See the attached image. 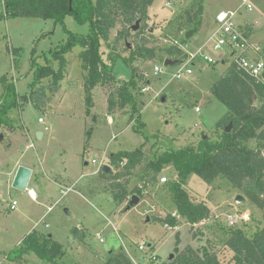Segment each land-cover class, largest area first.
Returning a JSON list of instances; mask_svg holds the SVG:
<instances>
[{"label":"rangeland","instance_id":"1","mask_svg":"<svg viewBox=\"0 0 264 264\" xmlns=\"http://www.w3.org/2000/svg\"><path fill=\"white\" fill-rule=\"evenodd\" d=\"M170 1H155V6L153 3L148 8L149 20H140L141 25L146 24V34L154 40H150L149 45L166 47L172 42L181 41L184 32L177 31L178 23L181 22L182 26L187 28L189 25L185 24V12L191 11L193 14L203 1L207 18L214 10L220 8L236 9L235 20L240 16L246 20L249 18L255 23L256 30H260L251 32V40L264 48V16L259 13L260 6L264 7V0H249L253 4L251 9L243 6V0H182L184 4L181 13L178 11L181 17L173 16V20L159 17V12L155 13V9L160 6V9L165 10L164 3L167 5ZM168 12L170 11L167 8L164 16H168ZM5 15L4 0H0V99L4 92L1 78L6 75L8 80L13 81L15 85L17 83L20 104L11 110L12 127L0 124V264H18L8 256L15 254L14 250L21 244L19 241L34 228L43 231L47 229L61 242L65 252V256L59 258L61 264H109L111 254L120 250H124L131 259L133 257L134 263H144L147 256L138 249L141 241L152 243L158 251L155 253H159L160 260L164 263H170L171 259L184 251H181L183 248L190 246L200 253L204 249L216 251L222 264H234V252L226 245L228 235L222 231V227H229L228 219L235 213L242 212L250 219L240 222L237 226L248 236H253L258 229L264 227V209L253 204L227 180L218 179L209 185L196 174L189 176L185 188L195 202H202L211 207V215L206 224H201L198 232L179 217L185 238L184 245L179 246L177 235L180 241V232L170 230L168 224L160 221L176 212L167 185L176 178L172 165H166L155 180L151 175L144 177L141 165L131 174L121 176L118 181L126 183L129 192L145 180L153 181L146 184L144 194L139 197V203L135 206H130L132 199H129V196L121 205L115 203L112 191L114 179L111 181L102 177L98 167L102 163L104 166H110L111 154L121 149L141 148L147 159H155L164 151L197 144L203 133L212 141L217 140L221 130L216 124L227 113V108L216 97L213 87L223 74L224 65L210 64L203 58L196 57L194 65L191 66L192 74L187 75L184 66L182 77L176 78L174 73L180 69L181 64L169 66L162 74L155 75L153 68L161 61L159 58L136 60L129 67L118 60L115 65L118 82L96 86L92 92L95 95L92 108L95 109H89L84 87L86 71L82 68L79 57L82 49L79 47L66 54L64 78L56 90L51 88L52 78H45L38 86L31 87L35 70L32 66L33 58L42 65L47 64L45 55L67 39L62 26L50 19L7 18ZM64 25L69 31L79 34L90 30L89 23L80 24L70 15L64 19ZM120 29L121 25L118 24L111 31L109 43H103V59L108 64L112 56H129L130 52L125 43L128 42L132 46L136 42L131 37L126 41L116 42ZM159 55L165 57L161 51ZM262 55L264 56V53ZM230 61L226 55L227 68ZM49 65L58 68V62L52 59ZM131 70L135 72L137 81L133 92L137 102V115L140 114L141 120L146 123L140 132L134 129L137 122L131 121L130 106L123 110L116 108L112 114V123H109L110 118L106 115L109 113V95L115 92L122 81L130 79ZM141 74L147 75L145 80L140 79ZM149 79L150 88L144 90ZM71 86L73 93L65 99L64 93ZM40 91L45 94L44 98L41 96L38 100ZM202 93L209 102L202 104ZM163 96H166L165 101H162ZM58 103L61 105L57 107ZM198 103L202 109L200 113L194 109ZM51 106L54 108L51 109ZM40 117L44 118L45 123L39 122ZM23 125L29 128L30 137ZM36 130L43 132V138L37 137ZM1 134H4L2 139ZM113 135H117V138H113ZM29 143L33 145L31 149L26 148ZM255 143L256 140L253 139L249 144ZM35 150L41 153V159ZM22 154L26 157L25 160L35 164L36 168L40 167L39 161L43 159L45 168L53 170V175L60 176L67 168L68 187L60 188L45 176L42 182H39L43 183L42 188L47 189L52 197L48 200L32 201V194L27 190L14 188L10 183L11 177L7 175ZM86 162L88 164H85ZM121 170L115 168L114 173ZM41 175L39 172L40 179ZM164 176L168 178V182L159 185L158 178ZM34 177L35 174L29 186ZM53 180L58 181L59 178L54 177ZM73 184L75 187L69 188L74 186ZM61 194L65 196L61 197ZM239 195L244 198L238 199ZM13 200L18 203L14 210L9 207ZM49 207H52L51 210H48ZM47 225L49 228H46ZM75 227L84 235L83 238L74 235L72 229ZM115 228L123 233L129 251L115 239ZM98 233H102L105 244L99 243L96 236ZM157 238H165L167 245L160 247V242H156ZM173 239L174 245H171ZM22 264L41 262L33 252H29L24 255Z\"/></svg>","mask_w":264,"mask_h":264},{"label":"trees","instance_id":"2","mask_svg":"<svg viewBox=\"0 0 264 264\" xmlns=\"http://www.w3.org/2000/svg\"><path fill=\"white\" fill-rule=\"evenodd\" d=\"M155 0H4L5 16L37 17L50 19L62 26L67 34V39L59 46L50 49L45 55L47 64L42 65L33 58V81L31 87L38 86L45 78H52L53 90L59 87L64 78V69L67 65L66 54L79 47V57L84 75V87L88 108L94 107L92 91L98 85L114 84L118 82L114 68L118 60L126 66H130L136 60L164 61L167 58L177 60V64L183 63L188 53L180 46L189 42L185 34L177 44L166 47L149 45L150 40L146 34V24H139L133 30L137 21L149 20L148 8ZM203 1L195 12L186 11L185 18L189 21V28L198 29L201 26ZM73 16L80 24L89 23L90 30L87 34H79L69 31L64 25L67 16ZM181 17V16H180ZM141 20V21H140ZM118 24L121 29L118 32L116 42L128 40L130 37L136 40L132 46L125 43L129 56H112L110 63L103 59V43H109L111 31ZM182 23H178L177 31H183ZM163 52L165 57L159 55ZM58 62V68H53L50 61ZM129 80L122 81L115 92L108 98V114H113L116 108L121 110L131 107V121L135 120L136 131L146 126L138 113L134 88L137 85L136 75L133 70ZM145 80L143 74L139 75ZM4 92L0 99V124L12 127L11 110L20 104L17 87L6 75L1 78ZM148 83V81H147ZM38 100L44 92L40 91ZM213 92L226 106L227 113L217 122L216 127L221 130L217 140L204 137L195 145H186L178 149H171L159 154L155 159H147L141 148L134 150L121 149L110 156L111 171L105 166L100 169L101 176L112 179L114 182L113 199L121 205L130 195L142 196L141 189L136 187L128 190L126 183H121V176H127L139 165L143 168V175L155 180L166 165H172L176 172V178L170 181L168 190L171 200L175 205L177 215L195 224L211 215L209 206L205 203L195 202L185 185L191 174L199 176L206 184H212L218 179H225L235 189L243 192L249 200L264 209V81L257 80L246 71L231 63L225 73L215 82ZM35 99V98H34ZM231 125V130L226 128ZM256 140V145L251 146V140ZM122 163H125L122 167ZM115 168H121V172L114 173ZM130 202V201H129ZM179 217L169 214L160 219L170 227L179 224ZM222 231L228 235L226 245L234 252V264H264V227L258 229L253 236H248L238 226H224ZM74 235L83 238L75 227ZM177 242L179 237L177 235ZM29 252L48 264H61L60 259L65 256L62 244L54 240L48 234L36 230L28 233L19 248L14 250L17 262L21 264L23 256ZM159 264H222L216 251L204 249L201 253L188 246L170 263L160 260ZM109 264H135L124 250L111 254Z\"/></svg>","mask_w":264,"mask_h":264},{"label":"built area","instance_id":"3","mask_svg":"<svg viewBox=\"0 0 264 264\" xmlns=\"http://www.w3.org/2000/svg\"><path fill=\"white\" fill-rule=\"evenodd\" d=\"M247 0H243V3L245 4ZM170 2H167V5H169ZM247 7L250 9L251 5L248 3ZM237 12L236 11H226L221 12L217 15L216 19L218 22V29L212 34L210 37V42L212 45V48L214 50H217L220 53H224L223 55V61H226V55L231 59L230 64L234 63L238 68L243 69L246 71L249 75L256 78L257 80L264 81V56L262 53H264V48L261 45H258L254 42H252L250 35L248 34L247 30L242 28L235 20ZM179 41L172 42L171 44H177ZM180 46L185 50L186 47L182 44ZM189 57L181 63V67L179 70H177L174 73V77L181 78L183 75L182 69L185 66V73L187 75L192 74V62L196 57L203 58L204 61L212 64H216L218 62L217 58L212 57L209 54H206L200 50L193 53H188ZM169 66L165 65V60L160 61L157 64L154 65L153 72L155 75L162 74L166 68ZM147 77V75H145ZM149 76V75H148ZM150 86L144 88V90L149 89ZM195 111L199 113L201 111L200 106L195 107ZM39 122L45 123L44 118L40 117ZM45 129L47 130L48 127L46 126ZM33 146L32 144L30 147ZM95 162V161H94ZM125 163H122L124 165ZM99 171L102 167H104V164H100ZM158 184H165V182H168V178L166 176L158 178ZM147 183H153V181H143V184H140L138 186L139 189H141L142 195L144 194V188L146 187ZM71 188V187H69ZM68 188V189H69ZM65 193V189L63 191ZM30 193V191H29ZM131 196L129 195V199ZM17 201L13 200L12 203L9 205L11 209L17 208ZM52 207H49L48 210H51ZM173 216L177 217V212L172 214ZM179 217V216H178ZM209 218H206L198 223L191 224V227L194 231L200 230L201 224H206L207 220ZM250 218L245 215V213L239 212L235 213L232 217L228 219V225L229 226H237L240 222H246ZM48 226V225H47ZM116 232L118 233V230L115 228ZM97 238L104 242L105 239L102 236V233L96 234ZM152 246L147 241H141L138 245V249L144 253V255L147 256V259L144 263L136 262L135 264H159L158 254L155 253V251H151Z\"/></svg>","mask_w":264,"mask_h":264},{"label":"crops","instance_id":"4","mask_svg":"<svg viewBox=\"0 0 264 264\" xmlns=\"http://www.w3.org/2000/svg\"><path fill=\"white\" fill-rule=\"evenodd\" d=\"M155 1H157V0H155ZM173 1V2H172ZM248 2H247V4L249 3L250 5H251V8L253 7V4L251 3V2H249V0H247ZM171 3L169 4V5H166V3H164V5H165V10H167V8L169 9V11L170 12H168L167 14H168V16H164V9L162 10V9H160L159 7L160 6H158L156 9H155V13H158L159 12V17H162L163 16V18H168L169 20H171L172 18H173V16H175V17H177V16H180V14H179V12H180V10L182 9V6H183V4H184V2L182 1V0H177V1H175V0H171L170 1ZM243 2V1H242ZM186 4V3H185ZM188 5V4H187ZM153 6H155V2H154V5ZM243 6H246L247 7V5H245L244 3H243ZM250 8V9H251ZM178 9V10H177ZM158 10V11H157ZM205 9L203 8V10H202V20H201V26L196 30V32H194V34L189 38V42L187 43V44H184V46L186 47V49H185V51L187 52V53H191V52H193V53H195V52H197L198 50H200L201 49V51L202 52H204V53H206V54H209V55H211L212 57H214V58H217V60H218V62L215 64V65H224V72H223V74L225 73V71L227 70V63H226V61H223V55H224V53H220V52H218L217 50H214L213 48H212V45H211V42H210V37L212 36V34L218 29V22H217V19H216V17H217V15L219 14V13H221V12H226V11H237L236 9H227V10H225V8H220L219 10H214L210 15H209V18H207V16H205V11H204ZM177 11V12H176ZM179 11V12H178ZM181 13V12H180ZM259 13L260 14H263V16H264V7L263 6H260V11H259ZM174 19V18H173ZM172 19V20H173ZM236 22L242 27V28H244L245 30H247V32H248V34L250 35V37H251V32H253V31H260V30H256V26H255V23L254 22H252V21H250L249 20V18L246 20V19H244L243 17H241L240 16V18H238V19H236ZM185 24H187V25H191V24H189V21L188 20H186V22H185ZM189 26L187 27V28H184L183 27V31H181V32H184V34L188 31V30H190V29H192V28H189ZM88 33V32H87ZM87 33H85V34H87ZM260 44V43H259ZM261 45V44H260ZM225 56V55H224ZM199 57V56H198ZM195 60V59H194ZM194 60H193V62L191 63L192 64V66L194 65ZM116 65V64H115ZM116 72V70H115V68H114V73ZM147 72V71H146ZM148 73V72H147ZM222 74V75H223ZM149 75V74H148ZM221 75V76H222ZM150 79L148 80V83H147V86L148 85H150ZM16 85H17V83H16ZM71 90V91H70ZM93 92V91H92ZM72 93H73V88H72V86H71V88L68 90V91H66L65 93H64V98L65 99H67V97H69V96H71L72 95ZM159 93H157V95H158ZM93 98H95V95L93 94ZM200 100H201V102H202V104H205V103H207V102H209L208 101V99L206 98V96H205V94L204 93H202V95H201V98H200ZM94 101V100H93ZM61 103H62V101H61ZM61 103H58V105H57V107L59 106V105H61ZM177 103V102H176ZM179 104V103H178ZM197 105H195L194 107H196ZM198 106H200V104L198 103ZM51 109H53L54 108V106H51L50 107ZM92 109H95V108H92ZM195 109V108H194ZM105 111H106V109H105ZM182 111V110H181ZM181 111H180V113L179 114H181ZM201 111H202V109H201ZM200 111V112H201ZM93 112V111H92ZM199 112V113H200ZM227 112V111H226ZM225 112V113H226ZM224 113V114H225ZM107 115V117L108 118H110L109 119V123H112V120L114 119V117L111 115V114H106ZM113 117V118H112ZM144 122V121H143ZM23 126H25V129H27L26 131H27V133H28V135H29V137H30V130H29V128H27V126L26 125H23ZM213 127V126H212ZM207 128H209V127H207ZM211 128V127H210ZM4 130V129H3ZM40 132H42V131H40V130H36V135H38V133H40ZM3 136H4V134H3ZM43 136H44V134H43V132H42V136L41 137H38L39 139H41V138H43ZM113 138H117V135H115V137H114V135H113ZM257 143V142H256ZM256 143L254 144V145H251V146H255L256 145ZM32 143H29L28 145H26V148L27 149H31L30 148V145H31ZM34 144V143H33ZM35 146V145H34ZM35 148V147H34ZM126 150V149H125ZM35 152H36V155L38 156V158L39 159H41V157H42V155H41V153L39 154L38 153V151L37 150H35ZM26 159V157L24 156V154H22L20 157H18L17 159H16V161L14 162V164H13V166H12V169L9 171V172H7V175L8 176H10L11 177V179H10V183L12 184L13 183V180H14V178H15V175H16V172H17V169H18V167L20 166V165H24V166H27V167H30L32 170H33V172H32V176H31V178L33 177V174H35V177H34V180H33V183L31 184V186H29L28 185V189H27V192L28 191H30L31 190V193H32V195L33 196H30L31 197V199H32V201H38L39 199H41V200H48V199H50V197H52V195H50L49 194V192H48V190L47 189H44V188H42V186H41V184H43V183H40V182H42V178H44L45 176L50 180V182L52 181L54 184H56L57 186H59L60 188H67L68 186V184L66 183V180H67V175H66V171H67V168L64 170V174H61L60 176L59 175H53V170H49V169H46L45 168V165L43 164V159L42 160H40L39 161V165H40V167H38V168H36L34 165H33V163H31V162H28V160H25ZM85 164H88V162H86ZM39 172H40V174L42 173V175H41V179L39 178ZM53 172V173H52ZM52 174V175H51ZM82 176H83V174H82ZM54 177H58L59 178V180L57 181V180H53L54 179ZM35 178H38V179H36L35 180ZM30 181H31V179H30ZM40 181V182H39ZM61 183V184H60ZM74 186H69V187H75V184H73ZM62 186V187H61ZM60 192H61V190H60ZM29 193V192H28ZM67 195V194H66ZM63 196H65L64 194H61V197H63ZM35 197V198H34ZM50 206V205H49ZM210 208V210H211V207H209ZM180 219H183V220H186V219H184V218H181L180 217ZM187 221V220H186ZM188 222V221H187ZM188 224H190L189 222L187 223V225ZM37 225V222H36V224H35V226ZM46 227V226H45ZM181 227H182V224H178V226H176V227H169V228H171L170 230H172V229H174L175 231L174 232H180V234H181V236H180V241H179V246H183L184 245V241H185V238H184V236L182 235V229H181ZM46 228H49V226L48 227H46ZM38 228H34V229H32V231H34V230H36V231H38V232H40V233H44V231L46 232L45 234H48L50 237H52L54 240H56V241H58L55 237H54V235L52 234V233H50L47 229H45L44 231L42 230V229H38ZM118 230V229H117ZM123 233L120 231V230H118V233L115 231V235H114V237H115V239L117 240V241H119L120 243H121V245L123 246V247H125L126 249H127V251H129V248L127 247V245L125 244V241H124V239H125V237H124V235H122ZM171 236V235H170ZM168 237V236H167ZM166 238V237H165ZM165 238H161V240L159 239V238H157V241L156 242H160V247H165L167 244L165 243ZM22 240H20L19 242H21ZM106 241V240H105ZM105 241L104 242H102V241H100L99 240V243H101V244H105ZM166 241H167V239H166ZM19 242H18V244H19ZM59 243H61L60 241H58ZM150 245H152V249L154 250V251H156L155 250V247L153 246V244L152 243H149ZM192 244V243H191ZM171 245H174V239L172 240V244ZM20 246V245H19ZM185 246H187V245H185ZM131 250V249H130ZM184 250V248L181 250V251H183ZM156 252H158V251H156ZM158 255H159V253H158ZM16 255L15 254H12L11 256H8V258H11V259H14L13 261H15V262H17V260H16V257H15ZM160 257V256H159ZM161 258V257H160ZM37 259H39V258H37ZM132 259L134 260V258L132 257ZM23 261H24V256H23V260H22V262H21V264L23 263ZM39 261L41 262V264H45L42 260H40L39 259ZM161 261H162V259H161ZM136 262H139V261H136ZM18 264H20L19 262H17Z\"/></svg>","mask_w":264,"mask_h":264},{"label":"water","instance_id":"5","mask_svg":"<svg viewBox=\"0 0 264 264\" xmlns=\"http://www.w3.org/2000/svg\"><path fill=\"white\" fill-rule=\"evenodd\" d=\"M140 22L137 21V23L135 24V26L133 27V30L137 29L139 26ZM196 28L194 29H190L186 32L185 37L187 39H189L194 32H196ZM165 65L166 66H174L177 65V60H173L170 58L165 59ZM166 100V96L162 97V101ZM231 130V125H229L226 128V131H230ZM38 137L42 136V132L38 133L37 135ZM205 138L207 137L206 135L204 136ZM3 138V135L1 134V139ZM106 170L111 171L112 169L109 166H105ZM32 172L33 170L30 167L24 166V165H20L17 169L15 178L13 180L12 186L16 189L19 190H23L26 191L28 189V185L30 183V179L32 176ZM244 197L242 195L238 196V199H243ZM140 198L137 195H134L132 197V200L130 202V206H135L139 203ZM171 258L173 257V255L170 256Z\"/></svg>","mask_w":264,"mask_h":264},{"label":"bare ground","instance_id":"6","mask_svg":"<svg viewBox=\"0 0 264 264\" xmlns=\"http://www.w3.org/2000/svg\"><path fill=\"white\" fill-rule=\"evenodd\" d=\"M30 193H31V190H30ZM32 194V193H31ZM33 196V195H32ZM35 198V197H34Z\"/></svg>","mask_w":264,"mask_h":264}]
</instances>
